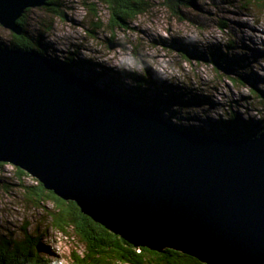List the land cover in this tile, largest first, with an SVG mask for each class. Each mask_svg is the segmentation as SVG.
<instances>
[{"label":"water","instance_id":"water-1","mask_svg":"<svg viewBox=\"0 0 264 264\" xmlns=\"http://www.w3.org/2000/svg\"><path fill=\"white\" fill-rule=\"evenodd\" d=\"M45 3L0 0V25L21 34L23 12ZM0 162L136 247L264 264V132L181 130L34 49L0 45Z\"/></svg>","mask_w":264,"mask_h":264},{"label":"rangeland","instance_id":"rangeland-1","mask_svg":"<svg viewBox=\"0 0 264 264\" xmlns=\"http://www.w3.org/2000/svg\"><path fill=\"white\" fill-rule=\"evenodd\" d=\"M147 1L146 11L121 27L110 22L101 0H57V12L46 5L27 8L22 21L33 49L54 62L73 58L82 65L73 74L127 93L131 104L153 107L169 124L207 131L230 108L242 125L258 119L250 104L263 112L254 92L264 90V8L244 10L241 0H193L175 14L163 0ZM13 34L0 25V45L9 46ZM138 80L144 81L140 88ZM135 92L145 99L136 101ZM173 94L179 104L168 100ZM31 178L19 180L10 163L0 166V234L20 238L26 230L38 239L47 264H75L76 257H86L87 243L71 227L64 233L52 225V202L26 200L19 184L35 183Z\"/></svg>","mask_w":264,"mask_h":264},{"label":"trees","instance_id":"trees-1","mask_svg":"<svg viewBox=\"0 0 264 264\" xmlns=\"http://www.w3.org/2000/svg\"><path fill=\"white\" fill-rule=\"evenodd\" d=\"M101 1L107 5L110 11V22L120 27L125 24L127 20L133 19L139 14H143L148 6L147 0ZM163 1L164 4L175 14L179 13L180 7H191L194 4L193 0ZM45 5L49 11L57 12V0H46ZM240 7L249 11L255 9L262 10L264 8V0H241ZM23 16L24 15L18 19V23L22 28V33L13 34L14 40L10 42L9 47L20 50H31L33 49V44L25 31L26 29H24V23L22 21ZM36 51L43 54L38 49ZM60 63L65 65L66 69L70 72H73V68L82 66L81 64L75 63L73 58H69L68 56H64L63 61H60ZM231 79L233 82L242 83L234 77ZM143 82V80H138L136 87L140 88L144 84ZM151 86L153 88H157L155 83ZM102 88L125 99L130 98V95L127 93L114 92L109 88V85ZM143 92H135L136 101H143L145 99L143 97ZM254 93H256L260 104L264 106V90H257V92ZM169 98L170 99L168 100L171 103H180V99L175 97L174 94ZM155 101L156 99L153 100V104H156L154 103ZM250 106H252L256 113H259V116L258 119L254 121L250 120L246 125H242L241 120L238 119L236 116L237 114L232 108H230L229 114L225 118H217L214 120L215 123H213L207 131L197 127L177 126L172 123H170V125L192 133H210L219 137L230 136L237 138L241 135L253 137L261 132H264V109L262 112L258 106L254 104H250ZM218 125L223 129L216 131L215 127ZM3 164L4 163L0 162V166ZM16 176L19 180H21L24 176L32 177L18 167H16ZM31 179L35 183L24 184L22 182L19 184L20 187H22L23 196L26 200L35 206L47 201L52 202L54 206V209L50 213L52 225L64 233H67V229L71 227L80 240L87 243L88 252L86 257H76L75 264H112L114 261L126 264H205L190 255L169 248H165L162 251H152L145 247H136L122 239L120 236L110 232L99 223L94 222L88 216L82 214L75 202L65 201L59 198L52 191L45 189L42 183H40L37 179L33 177ZM40 248L38 239L31 233H27L26 230L24 235L20 238L0 234V264H47L45 258L40 255Z\"/></svg>","mask_w":264,"mask_h":264}]
</instances>
